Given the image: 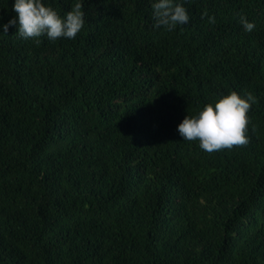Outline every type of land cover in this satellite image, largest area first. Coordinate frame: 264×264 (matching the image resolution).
<instances>
[{
  "label": "trees",
  "instance_id": "obj_1",
  "mask_svg": "<svg viewBox=\"0 0 264 264\" xmlns=\"http://www.w3.org/2000/svg\"><path fill=\"white\" fill-rule=\"evenodd\" d=\"M184 3L171 31L150 0H84L75 38L0 33V264H264V0ZM231 90L249 142L183 139Z\"/></svg>",
  "mask_w": 264,
  "mask_h": 264
},
{
  "label": "clouds",
  "instance_id": "obj_2",
  "mask_svg": "<svg viewBox=\"0 0 264 264\" xmlns=\"http://www.w3.org/2000/svg\"><path fill=\"white\" fill-rule=\"evenodd\" d=\"M154 27H165L169 31L190 21L184 0H150ZM12 8L16 15L6 23L0 24V33L6 34L10 26H17L22 38L46 36L50 40L75 38L86 23L84 0H75L70 10L61 14L46 0H13ZM207 16L215 23V16ZM244 31H252L255 21L240 15ZM39 43V40L36 41ZM255 96L251 92L241 95L236 90L222 94L212 102L206 103L195 115H185L177 124L179 134L186 140H199L200 147L209 152L233 145L249 142L247 125L249 111Z\"/></svg>",
  "mask_w": 264,
  "mask_h": 264
}]
</instances>
